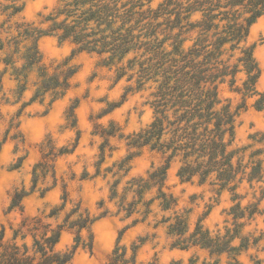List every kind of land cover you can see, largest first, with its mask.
I'll return each instance as SVG.
<instances>
[{
	"label": "trees",
	"instance_id": "obj_1",
	"mask_svg": "<svg viewBox=\"0 0 264 264\" xmlns=\"http://www.w3.org/2000/svg\"><path fill=\"white\" fill-rule=\"evenodd\" d=\"M152 1L55 0L53 11L44 16L40 24L16 23L13 35L11 26L5 24L22 6L16 4V0H9L1 4L0 14H5L6 18L0 22V29L7 33L0 40L2 61L13 67L17 80L25 79L29 70L37 67L38 77L30 101H42L46 95L51 96V102L56 100L70 87L76 70L62 63L49 72L41 62L38 40L53 35L59 43H71L73 52L85 51L101 57L105 66L116 68V80L126 76L130 83L123 97L129 91H148L143 104L150 108L152 115L144 127L124 135L110 122L109 127L99 131L104 141L99 146L98 164L104 160V148L111 136L123 138L127 150H132L113 164L116 167L113 175L119 177L110 186L111 200L118 196L116 187L128 174L129 161L142 148L148 147L162 159V164L147 171L145 176H131L125 181L118 196L117 213L123 211L124 217H129L140 203L148 213L155 200L163 210L173 208L176 198L165 190V181L168 168L176 163V176L180 181L196 178L199 184L208 182L218 186L217 194L228 190L233 204L226 210L231 222L224 226L223 232L211 233L201 223L202 218L191 231L182 214L164 218L162 221H169L167 233L173 238L170 247L207 250L214 260L202 264H219L222 255L226 257V264H242L240 254L253 249L255 253L249 255L251 263L264 264V166L259 157L264 149L251 151L244 160L248 146L234 147L235 118L246 106V100L253 98L252 106L264 111V92L256 89L261 70L253 55V46L245 43L250 26L264 14V0H158L155 6L151 5ZM186 42L190 43L186 45ZM17 61H21L19 66H15ZM239 73L244 74L240 85L237 83ZM223 83L241 94L242 101L234 109L229 101L222 103L219 96V86ZM25 85V82L20 84L19 97ZM118 104L111 103L99 116ZM76 105H70L67 110L73 128ZM78 137L79 134L70 148L62 146L52 156L71 153ZM257 141L264 142V134ZM47 155L33 166L31 188L13 192L7 212L16 209L23 212V198L37 185V168L41 171L50 168L53 172V163H48ZM86 175L85 172L83 177ZM243 182L252 190L253 198L245 205H241V199L246 194L237 191ZM151 191L155 195L144 200L145 194ZM129 194L130 200L127 199ZM67 201L63 189L59 206L43 217L57 218ZM43 217H24L17 228H11L10 240L4 239V228H1L0 264H68L76 250L84 246L81 230L95 220L80 204L54 226ZM258 219L261 227L256 223L245 231L246 226ZM126 228L128 225L119 232L107 264H135L136 251L143 241L132 243L127 256L126 247L119 244ZM63 230L71 231L73 239L70 248L61 251L56 245ZM26 232L32 237L31 245L17 241V238L24 239ZM88 248H92L91 234ZM187 264H196V259L190 258Z\"/></svg>",
	"mask_w": 264,
	"mask_h": 264
},
{
	"label": "rangeland",
	"instance_id": "obj_2",
	"mask_svg": "<svg viewBox=\"0 0 264 264\" xmlns=\"http://www.w3.org/2000/svg\"><path fill=\"white\" fill-rule=\"evenodd\" d=\"M8 2L9 0H0V13L1 4ZM157 2L158 0H154L151 5L155 6ZM16 4L22 6L21 11L5 24L11 26L13 35L16 33V23L28 21L40 24L43 17L53 11L55 0H16ZM5 18V14H0V22ZM6 35L0 29V40ZM245 43L253 46V55L261 70L256 89L264 92V14L250 26ZM37 45L41 62L49 72L62 63L76 71L71 78L70 87L61 97L51 102V96L46 95L42 101H30L38 77L37 67L29 70L25 79L17 80L13 67L4 64V53L0 52V230L4 228V239L10 240L12 229L17 228L24 217H43L52 208L59 206L64 189L68 199L64 209L59 211L57 218L43 217L45 222H51L54 226L76 204H80L81 209H86L95 218L88 228L81 230L84 246L76 250L68 264H107L119 232L126 225L128 228L124 230L119 244L126 247L127 256L131 253L132 243L143 241L136 251L135 264H169L171 261L187 264L190 258H195L196 264L212 262L214 256L210 258L205 249L170 247L173 238L167 233L169 221L162 220L177 213L186 217L188 231L202 218L201 223L211 233L223 232L224 226L231 222L226 215V210L233 204L231 193L223 190L217 194L218 186L208 182L199 184L196 178L189 182L180 181L176 176L177 164L172 163L167 170L165 190L176 198L173 208L163 210L159 201L155 200L148 213L144 212L145 207L141 203L129 217L125 218L123 211L117 213L118 196L125 181L131 176H145L147 171L162 164V159L148 147L142 148L129 161L128 174L122 177L116 187L118 196L111 200L110 186L119 177L113 175L116 170L113 164L132 150H127L123 138L111 136L104 148V160L98 164L101 158L99 146L104 141L99 131L109 127L110 122L119 127V132L124 135L144 127L152 115L150 108L143 104L148 91H129L123 97L125 88L130 83L126 76L116 80L115 67L105 66L102 58L94 53L73 52L71 43H59L53 35L42 36ZM20 64L21 61H17L15 66ZM243 79L244 74L239 73L238 85ZM22 82L26 85L19 97ZM219 96L222 103L229 101L233 109L242 101L241 94L232 91L227 83L219 86ZM253 100L247 99L246 106L238 111L235 118L234 147L248 146L244 160L251 151L264 149V142L257 141L264 134V111L255 109L252 106ZM74 103L77 105L74 109L76 126L73 128L70 126L72 117L67 116V110ZM111 103L119 104L99 116ZM77 134V145L71 153L52 156L62 146L70 148ZM47 153L46 159L49 164L53 163V172L50 168L44 171L37 168V185L23 198V212L18 209L7 212L13 192L31 188L33 166L42 161ZM259 157L263 159L264 166V152ZM106 168L111 170L105 171ZM85 172L87 175L83 177ZM237 191L241 195L246 194L241 199V205L253 201L252 190L246 182ZM154 195V191L146 193L144 200ZM127 199H131L130 194ZM256 223L261 227L258 219L246 226L245 231L252 229ZM90 234L91 249L88 248ZM72 239L73 233L63 230L56 248L61 251L70 248ZM17 241L31 245L32 237L26 232L24 239L17 238ZM254 253L253 249L241 253L239 259L242 264H252L249 255ZM219 264H226L224 255L220 257Z\"/></svg>",
	"mask_w": 264,
	"mask_h": 264
}]
</instances>
